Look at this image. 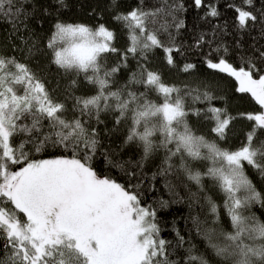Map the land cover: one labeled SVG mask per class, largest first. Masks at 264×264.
Segmentation results:
<instances>
[{
  "label": "snow or ice",
  "instance_id": "6c2138e0",
  "mask_svg": "<svg viewBox=\"0 0 264 264\" xmlns=\"http://www.w3.org/2000/svg\"><path fill=\"white\" fill-rule=\"evenodd\" d=\"M193 4L207 9L210 17L220 15L210 0ZM241 5L229 4L238 30L260 23L264 35V10L259 16L249 10L253 0H241ZM29 7V0H0V23H7L26 45L19 34L27 30ZM183 9V4L161 0L154 10L114 14L128 32L124 49L116 46L115 31L104 23L95 28L55 23L46 48L50 63L70 77L64 101L53 98L28 64L0 53V264H211L175 227V245L162 236L158 211L168 207V200L160 199L158 207L145 204L143 193L133 190L138 185H123L94 170L91 160L99 140L93 125L103 123L102 115L109 113L116 125H127L125 143L136 144L142 160L163 151L152 179L183 174L196 186L197 191L188 190L189 207L206 204L211 221L192 215L190 231L206 242L219 264H264V221L251 212L254 206L264 209V193L246 172L251 168L264 178V46L241 56L238 66L223 56L205 60L208 69L235 81V92L248 98L250 110L233 114L227 106H215L218 97L207 89L166 84L149 68V53L162 50L167 65L176 67L180 49L169 29L185 27L173 14ZM162 32L168 33L169 43L159 38ZM197 43H203V37ZM33 49L39 51L33 43L30 55ZM109 57L116 59L109 64ZM131 60L136 61L135 70ZM194 67L186 64L181 71ZM82 83L90 94L76 95ZM189 98L206 107H191ZM68 100L71 119L66 115ZM191 116L210 123L215 138L197 134ZM236 121L247 122L248 128L240 146L221 147L219 141L228 139ZM49 149L71 155L36 158ZM196 163L206 170L195 168ZM205 178L224 193L230 231L220 226L219 206L206 194ZM166 187L173 203L184 201L175 185L168 182ZM186 243V255L173 259L175 249Z\"/></svg>",
  "mask_w": 264,
  "mask_h": 264
},
{
  "label": "trees",
  "instance_id": "16d2710c",
  "mask_svg": "<svg viewBox=\"0 0 264 264\" xmlns=\"http://www.w3.org/2000/svg\"><path fill=\"white\" fill-rule=\"evenodd\" d=\"M29 2L28 27L26 31L22 30L19 34L24 36L28 44L26 45L19 36H14L7 23H0V53L14 55L18 60L28 64L37 77L46 84L53 98L64 101L65 89L70 77L50 63V53L46 48L47 39L52 34L55 23L59 21L70 24H85L93 28L104 23L115 31L116 46L124 49L129 44L128 32L123 24L112 18L113 15L117 13L126 14L134 8H142L145 11L154 10L160 5L161 0H117L116 7L112 6V0H63V4L59 3L58 0H29ZM173 2L184 5L183 10L174 11L173 14L185 23V27L179 31L175 27L169 29L174 37L175 47L180 49L179 53H175L176 67L170 68L165 61L163 51L156 49L149 53V68L159 72L166 84L175 85L179 88H184L185 85L190 88L199 87L201 91L207 89L218 97L217 100L213 101L215 106H227L233 114L237 111L250 110L252 105L248 98L235 92V81L225 74L208 69L205 60L206 57L217 59L223 56L238 66L241 63V56H251L254 48L264 46L261 24L257 23L246 31L238 30L235 20L236 12L229 7V4L242 6L241 0H210L220 13L218 17L208 16L205 8L197 9L193 0H169V3ZM249 10L259 16L264 10V0H253V5ZM168 21L169 23L173 22L171 17H168ZM158 26L157 24L152 27ZM201 37H203V43L198 44L197 41ZM159 38L166 44L169 43L168 33H160ZM237 42L240 47H237ZM33 43L39 51L33 49V54L30 55L28 47ZM13 44L16 46L15 51H13ZM225 48H227V52L224 51ZM210 53L211 56L209 57ZM115 59V57H109V64ZM186 64H193L195 67L190 72L185 73L181 69ZM130 68L135 70V60L130 61ZM90 92V88L82 83L76 95L90 94ZM151 98L160 102L155 94H152ZM71 103V100L67 101L69 111L66 115L69 119L73 116ZM187 104L193 108L206 107V104L203 103L193 104L190 98ZM102 119L103 123L93 125L98 131L99 145L96 155L91 160V165L98 175L111 178L123 185H128L129 182L138 185L133 190L142 192L143 203L153 207H158L157 202L160 199L168 200V207L158 211V219L163 229L162 236L173 241V245H175V232L173 231V227H175L186 236L191 244H195L198 253L204 254L211 260V264H219L217 258L213 257L211 250L207 248L206 242L201 237L196 236L194 230L190 231L192 227L190 216L192 215H199L202 220L211 221V213L206 204L204 207L199 205L189 207L187 193L189 188L192 191H197L196 186L188 181L183 174L157 175L156 179H152L153 174L158 172L163 160V151L153 158L142 160L140 148L134 143H125L127 125L125 123L116 125L114 115L111 113L102 115ZM189 123L197 134H203L209 139L215 138L210 133L211 124L202 118L191 116ZM247 130V122L236 121L228 139L219 141L221 147L235 150L240 146L244 132ZM60 155L70 156L71 153H64L59 149H49L36 158ZM138 164L141 166L137 167ZM194 167L202 172L206 170L205 165L201 163H196ZM133 172L136 174L135 177L130 175ZM246 172L256 189L264 193V178L254 169L246 167ZM168 182L175 185L176 191L185 197L183 202H172L173 197L166 187ZM204 184L206 194L219 206L220 226L226 231H230V220L223 207L224 193L207 178H205ZM201 204H204L203 200H201ZM251 212L264 221V209L254 206ZM0 244H2V240H0ZM188 247L189 244L186 243L184 247L175 249L173 259L180 260L186 255L185 249ZM194 254L197 253L194 252Z\"/></svg>",
  "mask_w": 264,
  "mask_h": 264
}]
</instances>
